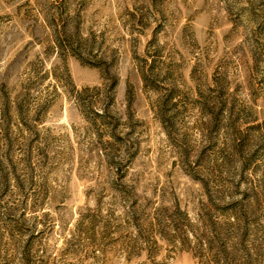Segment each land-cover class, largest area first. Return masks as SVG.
Wrapping results in <instances>:
<instances>
[{
  "label": "rangeland",
  "instance_id": "rangeland-1",
  "mask_svg": "<svg viewBox=\"0 0 264 264\" xmlns=\"http://www.w3.org/2000/svg\"><path fill=\"white\" fill-rule=\"evenodd\" d=\"M0 264H264V0H0Z\"/></svg>",
  "mask_w": 264,
  "mask_h": 264
},
{
  "label": "trees",
  "instance_id": "trees-1",
  "mask_svg": "<svg viewBox=\"0 0 264 264\" xmlns=\"http://www.w3.org/2000/svg\"><path fill=\"white\" fill-rule=\"evenodd\" d=\"M55 41H56L57 45L60 47L61 46L60 45V41L58 40V38L56 37V35H55ZM143 77L145 78L144 73H143ZM117 85H118V82H117V79H116V80H114V82L112 84L113 91L116 89Z\"/></svg>",
  "mask_w": 264,
  "mask_h": 264
}]
</instances>
